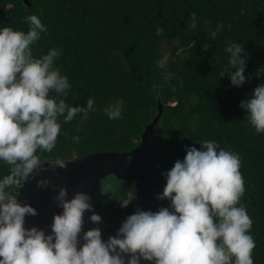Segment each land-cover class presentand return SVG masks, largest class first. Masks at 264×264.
<instances>
[{
	"label": "trees",
	"instance_id": "trees-1",
	"mask_svg": "<svg viewBox=\"0 0 264 264\" xmlns=\"http://www.w3.org/2000/svg\"><path fill=\"white\" fill-rule=\"evenodd\" d=\"M30 1L27 7L23 0H0V25L27 31L24 18L38 15L47 33L32 45L34 56L52 47L62 49L55 63L71 84L66 101L84 106L88 97L94 100V110L86 115L77 113L68 122L61 118L57 144L51 152L40 153L41 163L132 150L158 114L160 99L161 136L147 144L156 147L148 167L156 193L165 183L161 173L183 159L186 145L199 149L200 140H214L238 153L245 188L240 203L252 218L256 242L253 264H264V133L251 128L240 107L241 100L264 84V0ZM191 13L196 14L195 29L190 27ZM218 24L223 27L209 38ZM232 41L247 56L240 87L230 84L227 73L224 48ZM165 54L168 63L161 67L157 60ZM166 72L173 74L168 81ZM117 101H122V118L109 122L104 112ZM8 170L0 161V177ZM101 183L109 194L102 203V224L113 235L135 204L121 208L117 199L136 188L113 175ZM20 185L10 191L17 194ZM167 203L158 200V207Z\"/></svg>",
	"mask_w": 264,
	"mask_h": 264
},
{
	"label": "clouds",
	"instance_id": "clouds-1",
	"mask_svg": "<svg viewBox=\"0 0 264 264\" xmlns=\"http://www.w3.org/2000/svg\"><path fill=\"white\" fill-rule=\"evenodd\" d=\"M190 17L195 29L196 14ZM24 19L27 31L0 25V161L9 166L0 177V264H253V222L240 203L245 192L240 156L214 140H200L199 149L186 145L183 159L161 173L165 183L155 195L167 206L156 211L136 207L107 239H102L99 217L89 220L94 230L83 231L85 214L93 212L91 197L79 191L69 197L62 185H51L58 189L52 199L60 211L52 214L50 231L25 226L26 216H36L37 209L10 189L45 170L40 153L56 146L61 118L68 122L77 113L86 115L94 110V100L88 97L84 106L66 101L71 84L55 63L62 49L52 47L34 56L32 45L47 33V26L34 13ZM222 27L218 24L208 37L215 38ZM156 31L162 29L157 26ZM224 51L230 84L240 87L246 79L244 47L232 41ZM167 63V54L157 60L161 67ZM172 75L166 72L164 79ZM240 107L251 128L264 133V84L241 100ZM121 113L122 101H117L104 116L119 121ZM72 139L79 141L78 136ZM56 166L66 164L58 158L51 168ZM36 185L46 189L50 178L36 179ZM117 200L127 207L137 200V192L128 190Z\"/></svg>",
	"mask_w": 264,
	"mask_h": 264
},
{
	"label": "water",
	"instance_id": "water-1",
	"mask_svg": "<svg viewBox=\"0 0 264 264\" xmlns=\"http://www.w3.org/2000/svg\"><path fill=\"white\" fill-rule=\"evenodd\" d=\"M23 3L27 7L31 6L30 0H23ZM158 109V114L142 133L141 142L128 152H96L86 157L68 160L63 168L59 166L51 168L54 164L43 162L45 170L39 172L35 178L22 182L17 192L21 202L29 203L37 209L36 216H26L25 226L36 225L44 228L46 232L50 231L52 214L60 211L52 199L58 189H53L51 185H62L66 187L69 197L74 191L91 197L93 212L85 214L83 231L86 234L94 230L95 226L90 225L89 220L91 216L99 217L102 220V203L109 197V194L102 191L101 182L111 175L118 180L134 183L137 200L133 212L136 207L156 211L158 199L155 195L154 182L148 171L149 164L155 156L156 147L154 144L147 147V144L152 138L154 142H157L161 136V130L157 131V125L163 113V104L160 99H158ZM129 156L132 157L130 161L127 159ZM45 176L50 178V186L41 189L36 185V179ZM100 231L102 239H107L109 235H112L105 231L103 224ZM141 264H148V262L142 260Z\"/></svg>",
	"mask_w": 264,
	"mask_h": 264
},
{
	"label": "rangeland",
	"instance_id": "rangeland-1",
	"mask_svg": "<svg viewBox=\"0 0 264 264\" xmlns=\"http://www.w3.org/2000/svg\"><path fill=\"white\" fill-rule=\"evenodd\" d=\"M101 187H103L102 183H101Z\"/></svg>",
	"mask_w": 264,
	"mask_h": 264
}]
</instances>
